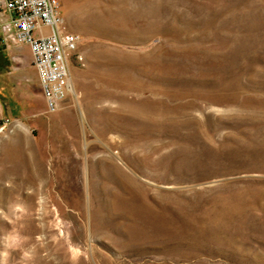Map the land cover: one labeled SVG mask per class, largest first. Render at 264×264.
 <instances>
[{"label": "rangeland", "instance_id": "rangeland-1", "mask_svg": "<svg viewBox=\"0 0 264 264\" xmlns=\"http://www.w3.org/2000/svg\"><path fill=\"white\" fill-rule=\"evenodd\" d=\"M60 1L61 109L0 59V264H264V0Z\"/></svg>", "mask_w": 264, "mask_h": 264}, {"label": "built area", "instance_id": "built-area-1", "mask_svg": "<svg viewBox=\"0 0 264 264\" xmlns=\"http://www.w3.org/2000/svg\"><path fill=\"white\" fill-rule=\"evenodd\" d=\"M0 1L1 41L29 45L46 112L58 111L72 87L70 60L80 35L65 29L60 0Z\"/></svg>", "mask_w": 264, "mask_h": 264}, {"label": "crops", "instance_id": "crops-1", "mask_svg": "<svg viewBox=\"0 0 264 264\" xmlns=\"http://www.w3.org/2000/svg\"><path fill=\"white\" fill-rule=\"evenodd\" d=\"M2 41H1V34H0V59L2 58V56H3V51L5 50V49H9L10 47H11V45H9V46H7V45H3L2 43H1ZM27 44H21V46L20 47H22V49H27L28 47L26 46ZM30 49V48H29ZM31 51V50H30ZM31 63H32V53H31ZM34 69H35V67H34ZM35 73H36V79H37V81H38V84H39V86H40V82H39V78H38V74H37V71H36V69H35ZM41 88V87H40ZM70 91H72V89L70 90ZM43 95V94H42ZM44 97V96H43ZM44 100H45V98H44ZM46 102V101H45Z\"/></svg>", "mask_w": 264, "mask_h": 264}]
</instances>
